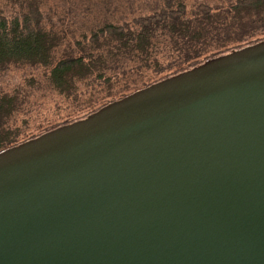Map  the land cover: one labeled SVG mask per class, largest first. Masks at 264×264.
I'll use <instances>...</instances> for the list:
<instances>
[{
  "label": "water",
  "instance_id": "obj_1",
  "mask_svg": "<svg viewBox=\"0 0 264 264\" xmlns=\"http://www.w3.org/2000/svg\"><path fill=\"white\" fill-rule=\"evenodd\" d=\"M0 264H264V39L1 151Z\"/></svg>",
  "mask_w": 264,
  "mask_h": 264
},
{
  "label": "trees",
  "instance_id": "obj_2",
  "mask_svg": "<svg viewBox=\"0 0 264 264\" xmlns=\"http://www.w3.org/2000/svg\"><path fill=\"white\" fill-rule=\"evenodd\" d=\"M46 1L0 0V71L9 65H41L43 87L66 99L76 102L87 94L90 104L101 91L111 97L86 115L209 58L264 39V0H227L214 6L203 2L190 12L182 0H162L164 7L139 17L133 25L100 22L73 44L65 42L66 32L58 23L45 22ZM39 83L40 79L30 77L26 86L0 88V152L81 119L23 138L27 121L20 126L16 117L31 112L28 88ZM117 83L120 90H133L114 97Z\"/></svg>",
  "mask_w": 264,
  "mask_h": 264
},
{
  "label": "rangeland",
  "instance_id": "obj_3",
  "mask_svg": "<svg viewBox=\"0 0 264 264\" xmlns=\"http://www.w3.org/2000/svg\"><path fill=\"white\" fill-rule=\"evenodd\" d=\"M182 1L188 12L203 2L211 6L227 3V0ZM161 7H164L162 0H47L42 11L45 22L58 23V28L64 29L66 32L65 42L73 44L82 33L89 35L91 27L101 25L100 22L133 25L134 20L149 15L153 10ZM62 49L63 46L60 47V50ZM43 71V66L29 64L9 65L0 71V88L5 90H12L16 86H26L30 77L40 79V83L35 85L36 87H27L32 91V95L28 98L32 108L31 112L27 115L18 114L16 117V123L20 126L23 125V120L27 121V124L22 128L23 138L38 134L51 125L82 118L111 99V97H105L103 91L98 94L97 98L94 96L93 102L90 104L87 102L89 98L87 94L76 102L66 99L43 87L41 75ZM113 90L115 91L114 97H117L123 93H129L133 89L131 87L129 90H120V83H117Z\"/></svg>",
  "mask_w": 264,
  "mask_h": 264
}]
</instances>
